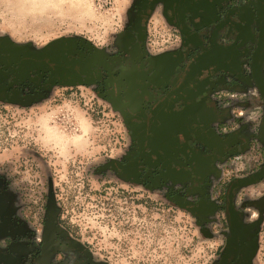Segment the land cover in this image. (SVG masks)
Wrapping results in <instances>:
<instances>
[{
    "label": "flooded vegetation",
    "instance_id": "flooded-vegetation-1",
    "mask_svg": "<svg viewBox=\"0 0 264 264\" xmlns=\"http://www.w3.org/2000/svg\"><path fill=\"white\" fill-rule=\"evenodd\" d=\"M76 87L91 88L125 126L130 143L106 167L202 220L220 216L213 264H254L264 198L246 190L264 180V0H129L101 45L0 36V101ZM253 150L254 168L240 169ZM7 185L0 177V264H107L62 224L54 194L32 219Z\"/></svg>",
    "mask_w": 264,
    "mask_h": 264
},
{
    "label": "rangeland",
    "instance_id": "rangeland-1",
    "mask_svg": "<svg viewBox=\"0 0 264 264\" xmlns=\"http://www.w3.org/2000/svg\"><path fill=\"white\" fill-rule=\"evenodd\" d=\"M128 2L0 0V36L33 47L58 36L101 45L120 30ZM129 143L122 120L89 87L56 88L27 104L0 101V177L32 219L50 193L62 224L101 262L213 264L223 243L220 216L204 221L162 190L117 176L107 163ZM254 151L240 169L254 168ZM246 196L264 198V180ZM251 214L262 221L254 264H264V205Z\"/></svg>",
    "mask_w": 264,
    "mask_h": 264
},
{
    "label": "water",
    "instance_id": "water-1",
    "mask_svg": "<svg viewBox=\"0 0 264 264\" xmlns=\"http://www.w3.org/2000/svg\"><path fill=\"white\" fill-rule=\"evenodd\" d=\"M248 180V179H247ZM242 182H246V181H242Z\"/></svg>",
    "mask_w": 264,
    "mask_h": 264
}]
</instances>
